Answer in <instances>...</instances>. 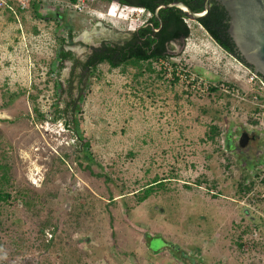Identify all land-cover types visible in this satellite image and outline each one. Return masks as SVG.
I'll list each match as a JSON object with an SVG mask.
<instances>
[{"label": "rangeland", "instance_id": "obj_1", "mask_svg": "<svg viewBox=\"0 0 264 264\" xmlns=\"http://www.w3.org/2000/svg\"><path fill=\"white\" fill-rule=\"evenodd\" d=\"M120 8L95 0L76 12L70 0H44L38 13L47 18L29 9L19 21L0 11V151L14 177L0 204V262L264 264V203L249 210L241 188L264 174L263 93L248 82L253 71L186 20L189 37L152 61L154 72L103 63L82 80L92 47L129 39L145 20L118 17ZM83 34L90 40L74 43ZM60 47L73 61L56 59ZM162 63L181 78L162 75ZM192 79L202 84L192 89ZM203 84L229 86L233 96ZM242 132L256 140L238 155L227 145ZM154 181L161 184L139 202ZM146 235L167 246L154 238L148 252Z\"/></svg>", "mask_w": 264, "mask_h": 264}, {"label": "trees", "instance_id": "obj_2", "mask_svg": "<svg viewBox=\"0 0 264 264\" xmlns=\"http://www.w3.org/2000/svg\"><path fill=\"white\" fill-rule=\"evenodd\" d=\"M104 1H114L120 6L142 8L150 12L152 15V18L149 20L151 24L150 27L157 32L152 31L150 27H141L138 29V31L132 33V37L129 40L124 41L122 44H110V45L107 44V45H101L100 48L92 49V54L87 57L86 61L83 64H81V71L83 76H84V71H87L86 73H88L90 70H95L99 65L103 63L108 64L112 68H117L122 65H131L138 68L139 70L141 68H145L146 71L148 72H154V69L152 67V61L158 59L161 60L166 58L167 56L168 52L166 53L165 44L176 41L181 43L189 37V29L185 23V20L187 18L179 9L176 8L160 9L157 13V16H154L156 8L160 5H169L176 2H183L186 6H188L191 9V11L195 13L201 12L203 10V0H104ZM193 1L196 2L194 5H192ZM70 2L71 4H74L76 0H70ZM41 5L42 3L40 4L33 3L31 6V10L36 13L37 18L45 19L47 17H44L43 15L38 13ZM60 17L57 16L58 19ZM198 24L206 31V33L210 36V38L215 42V44L220 49H222L224 52H227L228 54H233V52H235L234 46L226 32L228 25L226 22L225 12L221 7L212 6L210 8L209 15L207 16V18H203L199 20ZM63 41L64 39L59 40L58 43L60 44V46H62ZM235 56H236L235 58L241 61L245 66H247L249 69H252L250 66L244 63L243 59L240 57L238 53ZM56 59L62 63L66 60L73 59V55L71 52L64 51V49L60 47L59 50L56 52ZM144 65L146 67H143ZM171 66L173 67L172 76L174 77L172 79V82H177L179 80V77L176 76L177 72L175 73L174 71L176 68L174 67L173 64H171ZM164 71H162V75L166 73V70ZM260 77L263 78L262 76ZM59 87L60 85H57L58 90H60ZM33 113L35 114V118L40 122L45 121V118L47 117L38 108L35 107L33 109ZM62 113H64V111ZM59 116L61 117L62 115H60L59 113ZM71 123L75 125L74 122ZM254 123L258 124L256 120H254ZM69 125L70 123H65V127H69ZM217 132L218 131L215 127H211V131H210L211 135L209 136V138L212 140L213 137L216 136ZM227 141H229V139ZM80 142H83V140H80ZM83 146L84 147L81 146L78 149H87L88 147L87 143H84ZM229 146L230 145L228 144V149H230ZM84 153L82 157H80L81 159L84 160V162H86V165L85 167H83V170L88 171L90 174H93L91 169V161H89L88 156ZM4 155H5V150L3 147H1L0 204H2L3 202H8V200L10 199L9 193L6 192L4 188L6 186L7 189H10L12 187V183L14 180L13 171L10 166L9 160ZM65 158L70 160L71 156L68 154H64L63 157H61V161H63ZM160 184L161 182L159 181H154L152 184H150L143 191V195L141 198H139V202H143L144 200H146L152 194L153 187L158 186ZM249 187L250 185H248V183L247 184L243 183V185H241L242 190L246 192V194H244L245 196L251 190ZM23 197L24 196L22 195L20 199L21 198L23 199ZM39 201L42 202L41 199H39ZM29 203L30 202L28 203L26 202V204L28 205ZM45 228L46 225H43L42 227L40 226V230H41L40 234H43ZM154 238H160L161 240H163L162 237H160L159 235L154 237H148L146 235L145 244H146V248L148 249L147 250L148 252H149V248L153 249V245H155V243L152 242ZM15 243L16 242H12V238H10V244H15ZM163 245L164 248L165 246H167L165 241ZM47 246L48 244L46 245V247ZM238 246L240 247V245ZM171 251H173L171 253L175 255L178 253L177 251L174 250ZM161 252L162 251L159 252L156 251L155 253H152V255H157ZM15 254H19V251L13 250L10 255L14 256ZM0 264H4V263L0 262Z\"/></svg>", "mask_w": 264, "mask_h": 264}, {"label": "water", "instance_id": "obj_3", "mask_svg": "<svg viewBox=\"0 0 264 264\" xmlns=\"http://www.w3.org/2000/svg\"><path fill=\"white\" fill-rule=\"evenodd\" d=\"M209 1L204 0L203 10L195 13L183 2L160 5L156 8L155 16L160 9H179L188 20L198 22L205 18L209 11ZM222 2L231 14L229 34L237 47L244 63L250 66L253 73L264 79V0H214ZM78 37L76 42H83ZM75 50H78L75 48ZM254 136L242 132L238 137V145L244 147ZM237 147V144L234 146Z\"/></svg>", "mask_w": 264, "mask_h": 264}, {"label": "built area", "instance_id": "obj_4", "mask_svg": "<svg viewBox=\"0 0 264 264\" xmlns=\"http://www.w3.org/2000/svg\"><path fill=\"white\" fill-rule=\"evenodd\" d=\"M94 1L95 0H76V2L71 5V8L73 9V11L83 12L86 10L87 5L92 4ZM43 2L44 0H0V11L9 13L10 15H12V17L15 20L19 21V14L21 12L31 9V6L33 3L40 4ZM134 13H137L139 16L145 18L142 24L147 22L151 16L150 13L146 12L143 9H133V8H129L126 6H122L118 10L117 16L123 19H126L127 17L132 16ZM162 65L164 66L163 69L168 72L167 75L172 76L173 70L171 68H167L168 63H162ZM247 71L249 75L248 82L249 83L257 82L259 84L260 91L263 93V97H261L262 105H258V107L264 115V82L253 72L249 70ZM176 76L179 77V79L181 78V76L179 75V72H177ZM197 82H194L193 79L191 80V83H189V85H192L191 86L192 89H195L197 88V86H200L202 84V83H199V82L197 83ZM204 86L206 85L203 84V87ZM204 89L205 91L218 89L221 92H223L225 95H229V96H233V92H234V89L230 88L229 86H225L223 84L219 86L208 85L204 87ZM256 101L258 102L259 100L256 99ZM262 130L264 131V127L262 128ZM263 202H264V174L259 179L254 181L253 189L248 192V194L245 196L243 200V203H245V207L252 211H254L255 210L254 208H256L259 204Z\"/></svg>", "mask_w": 264, "mask_h": 264}, {"label": "flooded vegetation", "instance_id": "obj_5", "mask_svg": "<svg viewBox=\"0 0 264 264\" xmlns=\"http://www.w3.org/2000/svg\"><path fill=\"white\" fill-rule=\"evenodd\" d=\"M196 2L195 1H193L192 2V5H194ZM203 6H204V0H203ZM212 6H217V7H221L223 10H224V12H225V17H226V22H227V30H226V32H227V35H228V37L230 38V40H231V42H232V44H233V46H234V49H235V52H233V54H228L227 52V54L228 55H231V56H234V57H236L235 55L238 53L239 55H240V53L238 52V50H237V47L235 46V44H234V42H233V40H232V38H231V36H230V34H229V27H230V22H231V14H230V12H229V10L223 5V3L222 2H217V1H214V0H210L209 1V11H210V8L212 7ZM209 11H208V14H207V16L209 15ZM151 15V14H150ZM154 16H155V13H154ZM207 16L205 17V18H207ZM152 18V15L150 16V19ZM147 25V27H150L151 26V24H150V22L149 21H147L145 24H142L140 27H138V29L139 28H141V27H145ZM151 28V27H150ZM161 28V27H160ZM159 28V29H160ZM138 29L136 30V31H138ZM152 29V28H151ZM152 31H154V32H157V31H155V30H153L152 29ZM132 37V35L129 37V39ZM116 37H112L111 38V40H109V42H107V43H103V44H101V45H107V44H122L124 41H127V40H129V39H126V40H124V41H121V40H119V39H115ZM215 43V42H214ZM71 44H73L72 42H71ZM175 44H179V42H169L168 44H165V50H166V53L168 52V51H170L174 46H175ZM100 45V46H101ZM100 46H98V47H92L91 48V52L87 55V57L88 56H90L91 54H92V49H97V48H100ZM154 46V45H153ZM70 52V51H69ZM240 57H241V55H240ZM242 58V57H241ZM87 59V58H86ZM69 61H73V59H71V60H69ZM86 61V60H85ZM81 64H83V63H81ZM81 64L79 65L80 66V68H81ZM87 71H84V76H83V78H82V80H84L86 77H87V73H86ZM254 136V135H253ZM256 140V137L254 136V139L253 140H249L246 144H244V147H240L239 145H238V138H237V140H235V141H232L231 142V144L229 143V148H230V150L231 151H234L235 149H237L236 150V153L238 154V155H240L243 151H247L248 153H250L251 152V146H250V144L253 142V141H255ZM237 144V147L235 148L234 146ZM227 149H228V145H227ZM229 150V149H228ZM237 151H239V152H237Z\"/></svg>", "mask_w": 264, "mask_h": 264}, {"label": "clouds", "instance_id": "obj_6", "mask_svg": "<svg viewBox=\"0 0 264 264\" xmlns=\"http://www.w3.org/2000/svg\"><path fill=\"white\" fill-rule=\"evenodd\" d=\"M117 4V3H116ZM72 5V4H71ZM118 5V4H117ZM120 7H122V6H120ZM126 7H128V6H126ZM129 8H133V9H142V8H135V7H129ZM144 10V9H143ZM146 11V10H145ZM146 12H148V11H146ZM148 13H150V12H148ZM151 14V13H150ZM150 20V18L148 19V21ZM186 20H188V19H186ZM186 20H185V23H186ZM146 23V22H145ZM145 23H143V24H145ZM145 27H147V25L145 26ZM231 56V55H230ZM252 70V69H251ZM250 71V70H249ZM253 71V70H252ZM255 74V73H254ZM257 75V74H256ZM263 82H264V79L263 78H261L259 75H257ZM261 132H264L263 130L261 131ZM264 134V133H263ZM264 203V202H263ZM262 204V203H261ZM250 210V209H249ZM245 211H247V210H245Z\"/></svg>", "mask_w": 264, "mask_h": 264}, {"label": "bare ground", "instance_id": "obj_7", "mask_svg": "<svg viewBox=\"0 0 264 264\" xmlns=\"http://www.w3.org/2000/svg\"><path fill=\"white\" fill-rule=\"evenodd\" d=\"M82 37H83L84 40H87V41L90 40V37H89V35H87V34H83Z\"/></svg>", "mask_w": 264, "mask_h": 264}, {"label": "crops", "instance_id": "obj_8", "mask_svg": "<svg viewBox=\"0 0 264 264\" xmlns=\"http://www.w3.org/2000/svg\"><path fill=\"white\" fill-rule=\"evenodd\" d=\"M11 19V18H10ZM0 36H2L1 34H0ZM264 133V132H263Z\"/></svg>", "mask_w": 264, "mask_h": 264}]
</instances>
